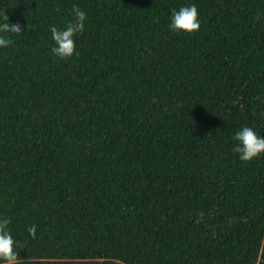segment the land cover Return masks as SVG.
Here are the masks:
<instances>
[{"label": "trees", "instance_id": "1", "mask_svg": "<svg viewBox=\"0 0 264 264\" xmlns=\"http://www.w3.org/2000/svg\"><path fill=\"white\" fill-rule=\"evenodd\" d=\"M195 3L199 27L167 28ZM85 11L74 55L49 24ZM0 216L17 264H264V0H0ZM35 224L29 234L28 226ZM23 253V256H22Z\"/></svg>", "mask_w": 264, "mask_h": 264}, {"label": "clouds", "instance_id": "2", "mask_svg": "<svg viewBox=\"0 0 264 264\" xmlns=\"http://www.w3.org/2000/svg\"><path fill=\"white\" fill-rule=\"evenodd\" d=\"M86 13L77 5L71 9V19L63 27L49 24L51 37V52L59 58H67L74 55L75 36L83 30ZM197 6L195 3L181 4L178 8L170 10L167 28L175 33H192L199 27ZM21 32L20 25L9 21L3 13L0 16V48L12 44V33ZM232 139L235 141L232 150L237 153L241 161H248L264 152V136L257 133L253 127L242 125L235 130ZM9 219L0 216V264H17L18 250L8 228ZM36 225L28 226L29 234L35 232Z\"/></svg>", "mask_w": 264, "mask_h": 264}, {"label": "water", "instance_id": "3", "mask_svg": "<svg viewBox=\"0 0 264 264\" xmlns=\"http://www.w3.org/2000/svg\"><path fill=\"white\" fill-rule=\"evenodd\" d=\"M22 256H23V253H22Z\"/></svg>", "mask_w": 264, "mask_h": 264}]
</instances>
